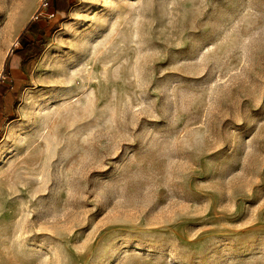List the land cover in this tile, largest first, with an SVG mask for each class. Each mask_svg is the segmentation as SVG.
Segmentation results:
<instances>
[{
    "label": "rangeland",
    "instance_id": "1",
    "mask_svg": "<svg viewBox=\"0 0 264 264\" xmlns=\"http://www.w3.org/2000/svg\"><path fill=\"white\" fill-rule=\"evenodd\" d=\"M21 1L0 0V264H264V0Z\"/></svg>",
    "mask_w": 264,
    "mask_h": 264
},
{
    "label": "trees",
    "instance_id": "2",
    "mask_svg": "<svg viewBox=\"0 0 264 264\" xmlns=\"http://www.w3.org/2000/svg\"><path fill=\"white\" fill-rule=\"evenodd\" d=\"M71 6L69 0H47L48 11H52L54 17L58 14H66ZM40 17V16H39ZM38 17V18H39ZM37 18V19H38ZM36 19V20H37ZM31 21L25 28L24 32L19 37L18 42L21 45V48L14 52L15 55L21 58V71L25 73L26 76L29 75L31 71V66L37 61L38 57L44 50L45 42L47 41V31L46 27L39 26L37 21ZM57 28V25H53L50 30ZM34 33L38 35V38L33 40L30 39L29 35ZM10 58L8 56L5 67H4V76L10 75ZM1 83V80H0ZM10 92L9 87L2 86L0 84V111L4 105V97ZM17 93H15L16 95Z\"/></svg>",
    "mask_w": 264,
    "mask_h": 264
},
{
    "label": "bare ground",
    "instance_id": "3",
    "mask_svg": "<svg viewBox=\"0 0 264 264\" xmlns=\"http://www.w3.org/2000/svg\"><path fill=\"white\" fill-rule=\"evenodd\" d=\"M20 1H21V0H20ZM24 1H25V0H24ZM21 2H23V0H22ZM21 2H20V3H21ZM24 3H25V2H24ZM23 20H24V19H23ZM23 20H21V21L18 22L19 25H18V27L16 28V30L20 27V25L22 24V21H23ZM0 69H2V62H0Z\"/></svg>",
    "mask_w": 264,
    "mask_h": 264
},
{
    "label": "built area",
    "instance_id": "4",
    "mask_svg": "<svg viewBox=\"0 0 264 264\" xmlns=\"http://www.w3.org/2000/svg\"><path fill=\"white\" fill-rule=\"evenodd\" d=\"M42 7H47V2L45 1V2H43V4H42Z\"/></svg>",
    "mask_w": 264,
    "mask_h": 264
}]
</instances>
